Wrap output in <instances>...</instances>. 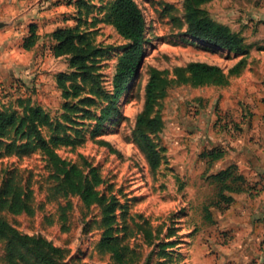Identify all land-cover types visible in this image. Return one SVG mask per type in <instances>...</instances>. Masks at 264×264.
Masks as SVG:
<instances>
[{
  "label": "rangeland",
  "instance_id": "1",
  "mask_svg": "<svg viewBox=\"0 0 264 264\" xmlns=\"http://www.w3.org/2000/svg\"><path fill=\"white\" fill-rule=\"evenodd\" d=\"M83 1L86 5L78 13V0H0V20L9 23L0 30V108L19 110L18 99L30 98L54 119L62 116L64 100L56 76L68 71V60L53 55L51 34L78 23L98 44L110 47L100 72L106 90H112L116 65L128 42L113 26L100 21L104 9L114 0ZM136 2L146 21L148 40L141 69L98 136L90 137L95 122L85 120L89 127L86 141L76 148L61 147L58 153L79 166H83L84 156L106 181L100 187L102 193L117 196L136 222L150 227L154 236L159 235L149 245L136 224L131 219L126 221L129 231L121 232L120 237L122 244L137 254L132 264H264V239L250 248V225L231 224L226 212L214 205L218 187L208 176L230 162L224 158L210 165L202 157L205 151L222 149L229 156L242 151L245 161V152L250 153V55L245 69L231 78L229 86H181L169 92L163 110L165 128L159 137L167 162L154 173L134 138L149 68L164 70L205 62L228 71L242 56L189 36L184 0ZM260 6L262 0H213L206 9L216 21L241 32L250 46V14ZM31 25L37 26L40 38L31 51H26L23 44ZM99 140L109 142L117 153L101 146ZM241 146H247V150H239ZM241 169L250 176L249 164ZM52 173L41 153L0 158V195L4 183L12 179L26 193L32 192L30 205L34 210L33 215H17L0 203V216L22 233L44 238L60 248L68 264H118L99 248L103 234L101 208H85L78 196L54 197L52 189L57 183ZM244 201L250 200L246 197ZM69 202L72 207L63 222L62 207ZM206 206L215 222L206 219ZM170 229L174 233L166 239ZM163 242L174 243L167 248V257L159 255L158 245ZM0 264H10L7 242L2 239Z\"/></svg>",
  "mask_w": 264,
  "mask_h": 264
},
{
  "label": "trees",
  "instance_id": "2",
  "mask_svg": "<svg viewBox=\"0 0 264 264\" xmlns=\"http://www.w3.org/2000/svg\"><path fill=\"white\" fill-rule=\"evenodd\" d=\"M212 1L184 0L187 34L205 45L242 56V59L228 71L205 62H190L164 70L149 68L145 102L136 118L134 138L154 173L159 172L167 162L166 150L160 146L159 137L165 128L163 110L169 92L181 86H229L231 78L239 76L247 65L250 46L246 38L241 32L234 31L210 15L206 5ZM85 5L83 0H78V13H82ZM100 21L113 26L128 42L118 59L112 90H106L100 72V64L110 47L98 44L93 34L83 31L79 23L75 27L56 29L51 34L54 43L53 55L68 60V71L60 72L56 76L57 86L64 100L63 114L54 119L30 98L18 99L16 104L19 110L0 108V158L41 153L51 166V177L57 183L52 189V195L66 198L78 196L87 209L94 205L99 206L103 228L100 250L111 254L118 264H132L136 261L137 254L129 245L122 244L120 237L121 232L129 231L126 221L131 219L136 224L137 231L144 234L145 242L149 245H153L159 235L154 236L150 227L136 222V218L130 216L129 207L121 204L117 196L102 193L100 187L104 186L106 181L99 169L84 156H81L83 166H79L63 159L58 153L61 147L76 148L86 141L89 127L85 120L95 122L90 137L98 136L118 110L120 100L128 92L146 55V21L136 0H114L104 9V16ZM39 38L37 26L31 25L23 48L31 51ZM98 143L117 153L109 142L99 140ZM225 153V150L214 149L205 151L202 157L213 165L224 158ZM208 178L218 187V200L214 205L221 211H226L235 202V194L256 191L240 173L236 164ZM31 195V191L26 193L20 183L11 179L3 185L0 203L13 214L33 215ZM71 207L70 202L66 207H62L63 222L67 221V211ZM205 217L210 222H215L208 206L205 207ZM121 221L124 222L123 226ZM173 233L170 229L166 239L171 238ZM0 239L7 242L10 264H68L63 260L60 248L44 238L22 233L1 216ZM173 245L174 243L170 242L160 243L159 255L167 257V248Z\"/></svg>",
  "mask_w": 264,
  "mask_h": 264
},
{
  "label": "crops",
  "instance_id": "3",
  "mask_svg": "<svg viewBox=\"0 0 264 264\" xmlns=\"http://www.w3.org/2000/svg\"><path fill=\"white\" fill-rule=\"evenodd\" d=\"M262 5L250 14V153L247 146H241L239 150L246 151L245 161L242 151L224 156V161L230 162L226 168L235 163L256 189L235 194V202L225 211L231 224L250 225V248L264 239V0ZM246 163L250 165V176L241 169ZM246 197L250 200L247 203Z\"/></svg>",
  "mask_w": 264,
  "mask_h": 264
},
{
  "label": "water",
  "instance_id": "4",
  "mask_svg": "<svg viewBox=\"0 0 264 264\" xmlns=\"http://www.w3.org/2000/svg\"><path fill=\"white\" fill-rule=\"evenodd\" d=\"M9 26V23L8 22H6V21H3V20H0V30L1 29H4V28H7ZM143 63V62H142ZM141 67H142V64H141V66H140V69H141Z\"/></svg>",
  "mask_w": 264,
  "mask_h": 264
}]
</instances>
